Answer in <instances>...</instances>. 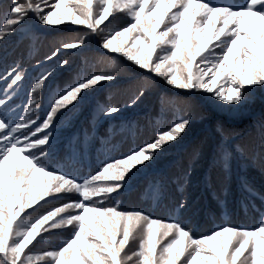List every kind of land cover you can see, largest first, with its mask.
<instances>
[{"label": "snow or ice", "instance_id": "6c2138e0", "mask_svg": "<svg viewBox=\"0 0 264 264\" xmlns=\"http://www.w3.org/2000/svg\"><path fill=\"white\" fill-rule=\"evenodd\" d=\"M128 23L112 28L117 14ZM43 26H83L87 32L61 43V49L86 45L89 34L112 58H121L189 94L205 93L221 110L238 112L250 100V90L264 87V0H0V43L18 35L32 41L30 19ZM69 61L59 60L65 67ZM55 72L41 74L30 86L23 116L10 119L4 111L25 79L20 63L0 73V264H264V215L251 228L221 225L197 237L179 218L160 219L141 210H121L118 196L142 168L182 139L193 122L188 101L167 127L151 140L103 160L86 176L77 177L51 161L55 120L70 112L86 93L117 72L92 73L58 91L43 117L39 93ZM149 81L124 107L142 102ZM176 103V101H173ZM120 105L98 106V115L113 117ZM264 149V121L258 124ZM221 142L213 158L226 174L234 162L264 169V150L231 144V133L217 127ZM190 175V173H186ZM241 187L250 197L264 196L246 177ZM72 194L76 199H68ZM227 195V189H222ZM152 199L163 186L148 190ZM55 202V203H54ZM181 200L177 211L186 208ZM68 229L58 247L35 251L44 234ZM136 243L135 250L129 251Z\"/></svg>", "mask_w": 264, "mask_h": 264}, {"label": "trees", "instance_id": "16d2710c", "mask_svg": "<svg viewBox=\"0 0 264 264\" xmlns=\"http://www.w3.org/2000/svg\"><path fill=\"white\" fill-rule=\"evenodd\" d=\"M220 2V0H213ZM241 3L243 0H228ZM128 23L124 14H117L110 27ZM27 27L34 33L32 41H19L18 35L7 37L0 43V73L20 63L25 79L16 88V94L4 110L10 119L23 116L30 86L45 71L55 67L39 99L38 115L43 117L57 92L92 73L114 71L118 79L102 82L86 93V98L70 112L58 114L55 120L51 161L53 166L81 177L94 172L101 162L118 156L131 148L151 140L156 130L167 127L179 114L177 109L188 101L193 118L182 139L162 153L155 163L142 168L129 181L118 196L121 210H141L160 219L179 218L197 237L209 234L215 228L229 224L251 228L264 215V200L250 197L241 187L246 177L255 190L264 196V169L234 162L230 174L214 165L213 158L221 136L218 126L231 133V144H239L246 151H262L258 124L264 121V87L250 90L246 103L247 114L232 120L211 108L202 93L189 94L166 85L163 80L152 79L148 73L121 58H112L100 49L96 38L89 34L86 45L79 49H61L60 55L46 60L61 43L87 32L83 26L65 24L43 26L34 18ZM67 59L68 65L59 67L58 61ZM145 81L151 83L142 102L124 107L138 93ZM0 81V89L5 88ZM0 95H3L0 92ZM176 101V103H173ZM120 105L122 111L113 117L98 115V106ZM190 173V175H186ZM154 184L163 186V195L152 199L148 190ZM227 189V195L222 189ZM68 199H76L72 194ZM181 200L186 208L177 211ZM55 203V202H54ZM70 235L68 229L52 230L36 246L35 251L51 250ZM133 243L129 251L135 250Z\"/></svg>", "mask_w": 264, "mask_h": 264}, {"label": "rangeland", "instance_id": "374dc122", "mask_svg": "<svg viewBox=\"0 0 264 264\" xmlns=\"http://www.w3.org/2000/svg\"><path fill=\"white\" fill-rule=\"evenodd\" d=\"M203 96L206 98L208 101L209 105L211 106L212 109H214L217 113L224 115L225 117L232 119V120H238L241 117H244V115L247 114V107L246 104L242 106V108L238 112H227L224 110H221V106L219 105L218 102H215L213 100H210L208 98V95L205 93H202Z\"/></svg>", "mask_w": 264, "mask_h": 264}]
</instances>
